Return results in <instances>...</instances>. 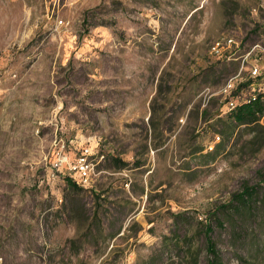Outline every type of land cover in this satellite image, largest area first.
Listing matches in <instances>:
<instances>
[{
  "label": "rangeland",
  "instance_id": "obj_1",
  "mask_svg": "<svg viewBox=\"0 0 264 264\" xmlns=\"http://www.w3.org/2000/svg\"><path fill=\"white\" fill-rule=\"evenodd\" d=\"M253 92L264 0H0V264H207L208 226L264 264V118L225 125Z\"/></svg>",
  "mask_w": 264,
  "mask_h": 264
},
{
  "label": "trees",
  "instance_id": "obj_2",
  "mask_svg": "<svg viewBox=\"0 0 264 264\" xmlns=\"http://www.w3.org/2000/svg\"><path fill=\"white\" fill-rule=\"evenodd\" d=\"M252 80L247 81L246 83H241L239 87L249 88L252 85ZM238 87V89H239ZM231 94H237L238 91L233 89L230 91ZM239 98V97H238ZM238 98L235 100L234 97L228 98L226 103L233 102L235 104L234 108L229 111L226 116L225 125L228 127V136L231 135L235 128L243 127L246 131L254 133V127H260L259 122L264 118V95L260 93L253 92L249 94L246 98L238 101ZM154 125V124H153ZM218 146L215 149L208 153V157H211L213 161L218 155ZM117 166L122 167L126 166L125 163L119 162L120 160H116ZM120 163V164H119ZM135 165H138L135 163ZM121 169V168H118ZM71 187H75V184L71 182ZM258 193V189L255 187H245L243 193L232 195L230 199V203L227 205L220 206L215 210L213 217L215 222L223 227V220H225L222 216H234L238 213H242L245 211L251 210V206L253 204L254 195ZM212 233V227L208 226L206 229V249L207 254L210 258L207 259V264H224L220 260L218 253L216 251L215 243L211 240L210 234ZM193 257V255H192ZM194 261V260H192Z\"/></svg>",
  "mask_w": 264,
  "mask_h": 264
},
{
  "label": "built area",
  "instance_id": "obj_3",
  "mask_svg": "<svg viewBox=\"0 0 264 264\" xmlns=\"http://www.w3.org/2000/svg\"><path fill=\"white\" fill-rule=\"evenodd\" d=\"M228 43H231V41L229 40ZM216 47L217 48L220 47V44L216 43ZM214 49H216V48L214 47ZM214 51H218V49L214 50ZM254 73H256V69L253 70V76H254ZM232 88H233V84H231V82H229L223 87L222 92L223 93H229L232 90ZM228 105H229L230 110H232L235 106V104L233 102H229ZM88 153H89L88 150H85L81 154L77 166L74 167V169L79 173L81 181L83 182L84 185H86V183L88 181V174H87L88 168H89V164L87 163V154ZM62 165H63V160H59V162L55 165V167L58 168Z\"/></svg>",
  "mask_w": 264,
  "mask_h": 264
}]
</instances>
